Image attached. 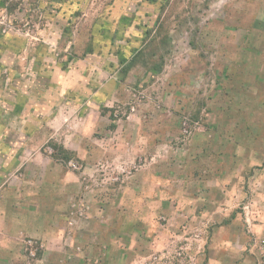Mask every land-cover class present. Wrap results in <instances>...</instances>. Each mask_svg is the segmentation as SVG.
I'll return each mask as SVG.
<instances>
[{
	"label": "rangeland",
	"instance_id": "1",
	"mask_svg": "<svg viewBox=\"0 0 264 264\" xmlns=\"http://www.w3.org/2000/svg\"><path fill=\"white\" fill-rule=\"evenodd\" d=\"M204 134L264 152V0H0V201L19 207L0 264H264V162L225 247L228 221L176 222L142 188Z\"/></svg>",
	"mask_w": 264,
	"mask_h": 264
},
{
	"label": "crops",
	"instance_id": "2",
	"mask_svg": "<svg viewBox=\"0 0 264 264\" xmlns=\"http://www.w3.org/2000/svg\"><path fill=\"white\" fill-rule=\"evenodd\" d=\"M204 135L207 138L205 145L200 147V152H184L181 159L173 158L169 161L166 157L162 163L159 162L158 166L151 163L144 165L138 171V178L142 188L144 186L157 188L159 204L166 205L159 210L166 214L169 210L168 214L172 213L176 222L187 221L191 224L192 221H200L209 214L217 220L228 221L220 228L221 230L219 229V232L227 235V239L223 241V247H225L233 235L229 226L232 220L230 212L232 190L238 188L240 191L241 183L244 184L251 165L260 161L264 162V152L247 154V152H225L223 149V152H210L208 144L211 142L210 134ZM215 153H218V156ZM232 157L235 158V161L232 160ZM259 178L262 183L259 196L261 195L263 199H258L256 209L259 217L263 220L264 170ZM150 195L148 194V196ZM216 207H227V211L215 214L213 212ZM18 208V206L7 204L4 198L0 201V233L6 231L7 225L9 227L15 224ZM39 231L37 229L33 235L41 238ZM48 235L50 238L57 236L54 231L48 232ZM245 259L241 262L242 264H246Z\"/></svg>",
	"mask_w": 264,
	"mask_h": 264
},
{
	"label": "trees",
	"instance_id": "3",
	"mask_svg": "<svg viewBox=\"0 0 264 264\" xmlns=\"http://www.w3.org/2000/svg\"><path fill=\"white\" fill-rule=\"evenodd\" d=\"M3 1V3L5 2V0H2Z\"/></svg>",
	"mask_w": 264,
	"mask_h": 264
}]
</instances>
